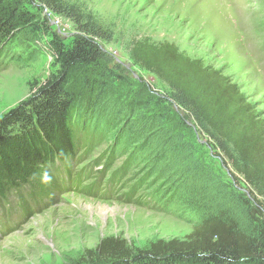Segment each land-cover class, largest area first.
<instances>
[{
  "label": "rangeland",
  "instance_id": "obj_1",
  "mask_svg": "<svg viewBox=\"0 0 264 264\" xmlns=\"http://www.w3.org/2000/svg\"><path fill=\"white\" fill-rule=\"evenodd\" d=\"M15 1L39 30L20 32L4 49L0 117L55 72L50 41L57 36L68 46L77 34L69 20ZM68 1L97 16L112 39L98 41L104 58L99 74L89 77L100 97L89 99L81 83L74 87L78 129L97 138L61 178L69 184L82 174L78 187L88 189L94 168L103 172L102 191L89 195L63 183L50 201L27 205L29 212L14 205L12 215L0 216V264H96L104 239L133 250L181 241L207 213H224L249 236L253 223L264 222L263 212L250 218L249 187L233 178L212 141L165 102V85L134 65L129 52L140 40L173 44L228 77L264 119V0ZM117 174L111 195H104Z\"/></svg>",
  "mask_w": 264,
  "mask_h": 264
},
{
  "label": "trees",
  "instance_id": "obj_2",
  "mask_svg": "<svg viewBox=\"0 0 264 264\" xmlns=\"http://www.w3.org/2000/svg\"><path fill=\"white\" fill-rule=\"evenodd\" d=\"M26 1L69 20L77 34L68 46L57 36L50 41L55 72L0 117V216L5 217L12 215L14 205L29 212L27 205L50 201L51 192L60 191L63 183L89 195L102 191L97 187L103 172L94 168L90 174L96 182L88 189L78 187L82 174L69 184L61 176L70 172L77 153L90 149L91 139L97 138L78 129L74 87L81 83L89 89V99L100 97L89 77L99 74L104 55L98 41L110 42L111 31L97 16L68 0ZM37 27L15 0H0V66L13 38L20 32L34 34ZM129 56L165 85V102L177 107L231 163L233 178L240 177L251 191L250 218L257 221L264 214V119L255 106L219 70L189 58L173 44L135 41ZM45 174L51 178L47 182ZM119 178L117 174L108 182L104 195H111ZM227 217L207 213L183 240L158 241L144 250L104 239L97 246L96 264H264V222L253 223L246 236Z\"/></svg>",
  "mask_w": 264,
  "mask_h": 264
},
{
  "label": "clouds",
  "instance_id": "obj_3",
  "mask_svg": "<svg viewBox=\"0 0 264 264\" xmlns=\"http://www.w3.org/2000/svg\"><path fill=\"white\" fill-rule=\"evenodd\" d=\"M50 179H51V178H50L47 174L44 175V180H45V182L49 181Z\"/></svg>",
  "mask_w": 264,
  "mask_h": 264
}]
</instances>
